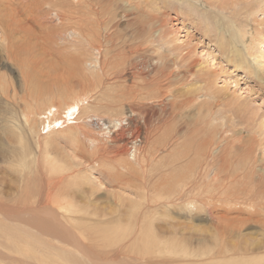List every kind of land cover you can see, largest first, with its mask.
Listing matches in <instances>:
<instances>
[{
    "label": "rangeland",
    "instance_id": "1",
    "mask_svg": "<svg viewBox=\"0 0 264 264\" xmlns=\"http://www.w3.org/2000/svg\"><path fill=\"white\" fill-rule=\"evenodd\" d=\"M162 1L132 0V4L138 8L143 7L140 10H144L147 3L158 4L161 9L158 11L161 13H158L162 20L161 25L167 32L166 38L162 39L157 29L152 36L149 34L139 36L140 33H137L141 29L139 21L142 20V24H146L143 20L144 14L130 8L131 3L122 2L119 13L115 11L110 15L111 26L108 31L117 34V41H113L114 45L104 39L107 33L103 28L99 30L102 35L100 40L96 37H94L95 40L87 37L88 42L81 41L86 37L84 34L87 31L80 30L81 17L79 13H75L74 9H70L75 5L72 0H69L67 4H54L50 14L46 12L47 5H43L41 11L34 0L10 2L11 6L14 2L15 4L13 9L6 13L14 12L18 17L20 16L19 19L26 28V32H20L17 28L8 32L5 31L4 26L0 25V204L2 202V207L9 205L8 207L12 209L24 206L36 208L38 204L36 205L35 201L45 197L51 185L58 184L50 191L53 200H76L74 203L77 211L78 208L89 211L87 213L89 215L86 216L92 219V222H79L81 241L86 244L88 239V243H95L96 248L116 245L114 242L117 239L112 238L114 231L120 229V235L126 233L130 231L135 221L133 212L137 210H132L131 204L126 200L138 202L141 198L137 193V191L141 192L140 186H148L152 191L153 185L161 179L163 181L164 176L171 175L170 172H164L163 176L156 164L164 156L170 158V151L163 152L162 137L164 138V132L170 131L174 118L178 116L172 111L174 108L172 98L175 95L179 96L183 102L187 103L188 100L191 102L181 110L184 121L188 123L190 137H187L190 144L198 145L202 139L210 137L216 142H221L213 149L218 151L221 147L224 149L229 140L238 149V152L232 149L229 153L236 159L233 164L234 169H238L237 165L245 159L246 152L258 159L257 168L264 167V73L260 70L264 68V57L260 56L261 53L264 54V44L258 47V51L256 50L258 56L255 54L251 57L248 52L251 37L256 36L261 39V35H264V25H257L264 20L262 19L264 0H211L213 7L209 6L210 2L207 0H179L180 4L178 0H170L173 6L184 10L189 8V11L195 10L196 17L202 16L208 19L211 31H216L215 33H208L197 26L198 18L195 19L196 21L189 19L186 14L181 13L183 9L176 10L168 4L170 7L165 10L161 5ZM81 2L87 5L84 6L82 3L85 8L84 16L88 18L85 28L92 27L96 30L90 1L82 0ZM153 4L147 8L149 9ZM69 10L73 11L70 25L66 24L70 28L65 26V33H59L58 37L53 35L57 39L52 45L54 47L56 44V48L50 49L55 51L51 55L45 51L46 45L49 44L47 39H50L48 32L51 27H57L60 30L57 18L65 15V12L68 13ZM52 12L57 15L54 16ZM68 14L67 17H70L71 12ZM145 26L148 29L159 27L156 23H147ZM244 30L247 31L244 32ZM261 31L262 34H259ZM14 32L18 33L13 34ZM136 34L138 39L135 41L133 38ZM78 35L80 39L77 38ZM222 38L226 42L224 45ZM86 45H91L93 48ZM15 46L19 47V50L13 54ZM176 46L186 48V51L191 53L192 58L189 61L194 63V71L200 75L198 74L197 77L193 72L191 75L193 80L185 83L184 80H180L184 77L181 76L184 73H178L180 75L177 77L178 80L176 77L171 78L172 82L162 80L156 88H150L155 76L154 68L161 63L166 65L167 62L174 65L171 60L177 58V53L174 51L170 53L169 48L176 49ZM83 48L94 51L93 55L89 53L88 56L89 60L90 57L93 59L91 58L87 65L93 67L87 66L89 70L86 86L81 84L82 80L79 79L73 67L75 59L84 52ZM122 49L128 55L125 53L126 56H122L120 52ZM56 50H59L60 54ZM95 51H100L101 54ZM234 51H237L239 55L235 56ZM120 53L121 56H119ZM121 57L127 61L124 68L113 69L106 66V61L121 62L123 60ZM36 59L45 63V66H51L55 73L53 74L51 70L45 72L49 76L52 74L48 78L47 75L42 76L31 70L33 73L31 75L35 79L32 80L27 76L30 74L28 71L30 69L24 66V62L27 60V64L28 60L36 61ZM97 60L103 66L105 65V71H102L99 66L96 67ZM142 61H149L150 65L142 67L140 65ZM130 62H135L136 65H131ZM41 64L38 67L44 66ZM177 64L176 67H185L182 63ZM38 67L33 66L35 69ZM138 71L144 74L139 76ZM56 72L58 75L62 72L58 79H54ZM202 73L206 76H204L205 79ZM139 77L145 78L138 80ZM138 81L148 85L147 88H141L139 84L137 86ZM82 89H85L84 94L86 93L87 98L84 103L82 101L81 103L84 106L87 105V109L83 111L81 109L83 114L75 124H71L74 122L72 114L68 117L71 121L68 120L59 127L55 126L62 121L55 124L50 122V126L48 121L43 123L38 113L51 101L59 102L64 107L63 101L72 102L74 98L79 97L78 93L82 92ZM137 89H145L140 91L143 96L139 95ZM26 114L29 117L28 122L24 118ZM32 115L35 117H30ZM85 115L99 116L96 117L98 123H85L83 120ZM117 118L124 119L122 124L125 125L122 127L117 125L116 129L112 120ZM108 123L113 125L109 133L104 128ZM126 123L129 124L126 125ZM136 137L143 143L138 156L132 159L128 153V146L132 139H138ZM148 146L151 147L150 150L147 149ZM54 162L55 165H52ZM124 165L134 167L131 173H134L135 179H132L133 175L130 176V171L122 169ZM145 199L141 198V200ZM40 211L37 210L36 213L39 215ZM217 214L219 211H213L212 215L208 211L199 212L197 216L204 221L188 217L178 218L179 215L174 214L166 223L154 226L162 227L164 231L171 225L175 226L174 221H178L181 224L177 227L187 228L184 232L187 236L198 237L203 232L209 238H213L212 217ZM104 215L114 219L101 221ZM260 226L261 223H253L242 231L244 245L254 251L257 244L264 246V229ZM105 235L107 239L102 242ZM0 241L11 242L4 241L1 237ZM83 243L80 245V250L88 251ZM21 249H15V252L13 245L7 244V247L0 249V257L7 256L6 254L15 259L25 257L26 259L23 260H27L30 264H51L48 259L52 261V264H69L67 260L63 261L61 255L54 250L51 252L59 257L48 251L45 252V248V250L43 248L41 250ZM65 249L72 250L70 247ZM257 254L253 253L251 254L254 255L253 259L243 261H246V264H255L262 257L264 258V251ZM80 257L77 258L80 259ZM54 259H57V262ZM0 264L7 263L0 260Z\"/></svg>",
    "mask_w": 264,
    "mask_h": 264
},
{
    "label": "bare ground",
    "instance_id": "2",
    "mask_svg": "<svg viewBox=\"0 0 264 264\" xmlns=\"http://www.w3.org/2000/svg\"><path fill=\"white\" fill-rule=\"evenodd\" d=\"M11 1H21V0H0V25L4 26L5 31L8 32L17 28L18 31L25 33L26 28H24V26L22 25V21L19 19L20 16L18 17L14 12L12 13L10 12L9 14L6 13L8 10L13 9L15 2L14 4H12L13 6H11L10 4ZM34 1L36 3V6L41 11L43 10V5H47L46 12L49 14H50V10L54 7V4L58 5L59 3H65V4L69 3V0H34ZM72 1L74 2L75 5L71 6L70 9L71 10L74 9L76 14L77 13L80 14L81 18L80 17L79 18L81 19L82 24H84V26L80 24L82 28L79 29L81 31H85V32L87 31V33L84 34L86 35V37H84L83 40H81L83 42L84 40L88 42L87 37H90L92 40L94 39V37H96L97 39L100 40V37L102 35L101 32H99V30L100 28H103V30L105 29L107 33L106 36H104V39H106L109 44L112 45L115 44L113 41L114 40L117 41V34L115 32L108 31V28L111 26L110 15L112 14V12L115 11L119 13V9L121 7L120 4L122 2H125L127 4L131 3L130 8H134L137 9L139 12H142L144 14L143 20L146 22V24L147 23L158 24L159 27L148 29L145 26L146 24H142V20H140L139 24L141 25V29L137 32L140 33L139 36H141L142 34H149V36L150 35L152 36L154 30L157 29L160 31L159 33L162 39L167 37V32H165V30L163 29L164 27L161 25L162 20L160 19V15L158 14L160 13L158 11L161 10L160 6L158 4H153V2L145 4L146 6L144 7L145 10L144 11V10H140V8L143 7L138 8L134 6L132 4L133 3L132 0H89L90 5L92 6L91 10L93 11V16L95 18L94 20L95 22L93 24H95L94 26H96V30H93L92 27L90 26L89 29L85 28V26L88 24V18L84 16L85 8L83 7V4L85 6L86 3L81 2L82 0H72ZM168 1L170 3H168L166 0H163L161 2V5L165 10L168 9V7L170 6L172 8H175L176 10L183 9L177 6L176 7L173 6L174 5L172 4L173 2L170 0ZM207 1L210 2V4L207 2L209 6L213 7L214 4L212 3V1L211 0H207ZM179 2L180 1L178 0V3ZM8 4L9 6H7ZM151 4H153L152 7H149L148 9L147 6ZM188 9L189 8H187V10L183 9L184 12L181 11V13L186 14L188 18L192 20L198 18L196 22L197 26H199L202 29H205L208 33L216 32V31H211L212 28H210V22L208 21V19H205L202 16L196 17L194 15L196 11L195 10L193 11L191 8H190L191 11H189ZM71 10L68 11V13L71 12L70 17H67L69 14L66 12L65 15L58 16L57 22L60 24V30H58L57 27L50 28L48 32V36L50 37V39H47L49 44L46 45L45 47V51L47 53L52 55L55 52V51L54 52L51 51L50 49L53 50V48L54 49L56 48L55 47L56 44L54 45V47L52 46L54 42L56 43L55 41L57 39L56 37H58L59 33L64 32V28L65 26H67L66 25L67 23H69L70 25L69 21L72 19V14H73V11ZM155 11L157 13H155ZM51 14H53V12ZM53 15L56 16L57 13H54ZM163 15H165V13H163ZM90 19L91 18H89V20ZM262 19H264V17ZM257 25L259 26L264 25V20L258 22ZM67 27L70 28V26ZM245 31L247 30H244V32ZM16 33L18 32H14L13 34ZM74 34L76 33L74 32ZM259 34H262V31L259 32ZM53 35L56 37H54ZM137 36L138 35L136 34L133 40L136 41L138 39ZM79 37L80 35H78L77 38ZM225 43H226L225 40L222 41L223 45ZM262 44H264V35H261V39L256 36L251 37V42L249 44V49H248L249 55L251 57L255 56V54L256 56H258L256 50L258 51V47ZM88 46L90 47L91 45H86V47ZM100 46L101 44L99 45V47ZM91 47L93 48V46ZM176 47H177L176 49L169 48L170 53H172L173 51L177 53L176 55L177 58L175 57L174 60H171L174 65H171L169 62H167L166 65H164L165 63H161L160 66L154 68V70L156 71H154L155 76L152 79L153 82L151 83L150 88H156L157 84L162 80L164 81L167 80L169 82H172L171 78L174 79V77L176 78L178 76L180 77L179 74L182 73L184 74L181 76L184 77H181L180 80H184L185 83L186 82L189 83L193 80L191 78L193 72L195 75H197V77L198 74L200 75V73L194 71L195 70L194 63L189 61V59L191 60L192 58L191 53L189 51H186V48H182L180 46L179 47L176 46ZM83 49L82 51H84L85 54L88 53L86 54L87 56L84 54V52H81V55H79L75 59V64L73 66L75 68L74 70H76V73L79 75V79L82 80L81 81L82 85L86 83L87 74L89 70L87 68L88 66L87 64H89L88 62L91 61L92 58L90 57L89 60L88 57L89 53H91L92 55L94 53L93 49L92 51L89 50L88 48H83ZM17 50H19V47L15 46V50L13 51V54H15ZM101 50L102 49H100V51ZM100 51L98 52L100 53ZM59 52L60 51L58 50L57 53L60 54ZM120 52L122 53V56H126L124 55L125 53L127 54V52L124 49H122V51ZM121 53L119 54V56H121ZM234 53L235 56L239 55L237 51H234ZM260 56L264 57V54L261 53ZM121 60H122L121 62L114 63L113 61L112 62L109 61L110 63H108L106 61L105 63L107 67L109 66L110 68L113 69L124 68L127 65V61L124 59V57H121ZM45 61L46 60H44V62ZM26 62L27 60L24 62V66L27 69H30L28 70L30 74H27V76L30 77L32 80L35 79L31 75L33 74L31 70L35 71L36 73H40L42 76L47 75L48 78H50L52 74L49 76L48 73L46 74L45 72L51 70L52 73L53 72L55 73V70L51 66L49 65L45 66L44 65L45 63H42L41 61H37V59L36 61L28 60L27 64ZM157 62L154 64L156 65ZM41 63L44 66L38 67V65H40ZM177 63L180 64L182 63L183 65H185V67L184 68L176 67V65H178ZM130 64L136 65L135 62L133 63L130 62ZM147 64H149V61H142L140 65H142L143 67ZM95 65L96 67L99 66L102 71H105V65L103 66L100 63V61L97 60L95 62ZM33 66L38 68L35 69L33 68ZM172 66H174L173 69ZM133 67L136 68L135 66ZM180 69H185V70L181 72L179 71ZM260 70L262 73H264V68L262 69L260 68ZM142 71H138L139 76L144 74ZM186 73H189L190 75L189 74L187 75ZM59 75L56 72V75H54V79H58ZM135 75L133 76L134 79H135ZM204 76L205 75L202 73V77ZM144 78L145 77L143 78L139 77L138 80H144ZM178 79L179 78H177V80ZM136 83L137 86L139 84L141 88H147L146 86H148L142 84L140 81ZM86 85L87 84H85V86ZM137 90H139V95H142L140 94L141 93L140 91L145 89L142 90L137 89ZM84 92L85 89H82V92L78 93L79 97L74 98L72 102L67 103V101H63L64 107H62L59 102L51 101L41 112L38 113L39 116L42 118L43 123L45 124V121L46 122L48 121V126H50V122L55 124L58 123L59 121H62L61 123L64 125L65 122L67 121L66 119L71 121V119H69L68 117H70V114H72L74 116V119H72L74 122L71 124H75L80 119V116L83 114L82 111L87 109V105L84 106L81 103V101L84 103L85 102L84 100H86L87 98L85 96L86 93L84 94ZM172 99L171 100L174 101V108L172 111H174V115L177 114L178 116L174 118L173 121L174 123L173 125H171L170 131H168L169 130L168 129L167 130L168 132H164L163 134L164 138L162 137L163 152L170 151V158L164 156L165 158L163 157L162 160L160 159V161H158L156 164V167L158 170L161 171V174L162 173L164 174V172L165 173L170 172L171 175L164 176L162 174L164 176L163 181L161 179L159 182L153 185L152 191H150L148 186H143V185L140 186L139 190L141 192L137 191V193H139L138 195L142 199L146 198L145 200H141V198L138 202L133 200H126L129 201V203L131 204L132 210H137L136 212L132 211L134 213L133 215H135V221L133 220L135 224L133 222L130 231L123 233L121 235H120V229L114 231L115 236L112 235V238L115 237L117 239V241L114 242V244L116 245L107 246V247L101 246L96 248L94 246L95 243L92 242L88 243V239H86L87 241L86 244L83 243L81 241L82 234L80 233L81 228L79 222L81 221H86L89 223L92 222V219L86 216L89 215L87 214L89 213V211H84L83 208L82 209L78 208L77 211L76 205L74 203V201L76 200H62V199L53 200L51 198L52 193L50 191L52 188L54 189L58 184H53L55 186L53 185L50 186L49 184L50 187L48 188L49 191L48 192L46 191L47 192L46 196L42 197L41 200L35 201L36 205L38 204L36 208L34 207L31 208L30 206H28L31 208L30 209L27 208V206L26 207L24 206L23 208L15 207L16 209H12L8 207L9 205L7 207L6 205H4L5 207L4 206L2 207V202H1L0 237L3 238L4 241L9 240V242L10 241L11 242L4 243L3 241H0V249H4L5 247H7L8 244V245H13L14 251L15 249L19 250L21 248H23V250L24 249L37 250V248L38 250H41V248H43V250L46 249L45 252L48 251L52 253L51 251L54 250L58 253V255H61L63 261L67 260L69 264H246V261L243 260L249 258L253 259L254 255L251 254L255 253L256 255H258L257 254L258 252L264 251V246H261L260 244L256 245L255 251L249 249L247 246L244 245V240L242 237V231L248 228V226L252 225L253 223H261V226H263L264 229V167L257 168L259 162L258 159L253 158V156L250 153L246 152L245 159H243L237 165L238 169H234L233 164L236 161V159L232 158L229 155V153L232 149L234 150L236 149L238 152V149L237 146L233 145L229 140L225 144L224 149L221 147L220 150L218 151H215L213 149L216 147V145L220 144L221 142H216L214 138L209 137V139H202L200 143L197 142L198 145L195 143L190 144L189 143L190 140H188V137H190L189 128L187 127L188 123L184 121L185 119L184 116L182 115L183 113L181 110L183 107H185L191 102L189 100L187 103L185 101L183 102L181 98L176 95ZM28 114L24 116L27 122L29 121ZM30 117H35V115H32ZM96 117L94 115H85L83 117V120L85 123L88 124L93 120H97ZM124 121H125L124 119L117 118L112 120V124H114V127H116L117 125L118 127H122L123 126L122 123ZM128 124L129 123H126V125ZM157 128H155V130ZM131 141L132 142L130 145L132 147L128 149V153L129 156H131L130 158L134 159L138 156L143 142L139 138L134 140L132 139ZM134 141L135 143H133ZM148 148L149 146L147 147V149ZM149 150L146 151L149 152ZM166 157L168 159H166ZM52 165H55V162ZM133 168L134 167L129 165L122 166V169H124V171L127 170L130 171V173L133 172L131 171V169ZM155 171L156 170L154 169V172ZM133 174L134 173H131L130 176H132ZM118 175L120 176V174ZM133 177L134 178L132 179H135L134 175ZM137 179L139 180V178ZM149 192L151 193L149 194ZM37 210H41L39 215L36 213ZM201 211H208L210 215L213 214V211H219V214L214 215L212 217L214 221L212 225L214 232L213 238H209V236H207L206 233L203 232L198 237L187 236L184 233L186 231L185 229L187 228H185V226L183 228L177 227L178 224H181V222L178 221H174L175 226L171 225L164 231L162 227L157 228L154 226V225L166 223L170 219V217L174 214L179 215L178 218L188 217L189 219H198L200 221H204L202 220V218H199V216H197V214ZM27 213L30 214L28 215ZM166 213L169 214L167 215ZM110 219L113 220L114 218L104 215L101 221L105 222ZM193 227L194 226L192 225V228ZM106 239L107 236L105 235V237L102 238V242ZM95 241H97V239H95ZM81 243L85 245L88 251L80 250ZM103 246L105 245L103 244ZM67 247L72 248V250L65 249ZM41 254L45 255V253H41ZM6 255L7 256L2 255L0 257V260L4 263L30 264V262L28 263L27 260H23L26 259L25 257L22 258L21 256L22 259H18V258L15 259L12 258V256H9L8 254ZM78 256H81L80 259L77 258ZM48 260L52 264V261H50V259ZM54 260H56L57 262V259ZM255 264H264V258L262 257V259Z\"/></svg>",
    "mask_w": 264,
    "mask_h": 264
},
{
    "label": "built area",
    "instance_id": "3",
    "mask_svg": "<svg viewBox=\"0 0 264 264\" xmlns=\"http://www.w3.org/2000/svg\"><path fill=\"white\" fill-rule=\"evenodd\" d=\"M96 121H97V120H93L92 122H94V123L97 124L98 121H97V122H96ZM123 125H125V124H123ZM111 128H112V124H111V123H110V124L108 123V125H105V129H106V130L109 131V130H111ZM133 143H135V141H134ZM130 146H131V145L129 144V149H130Z\"/></svg>",
    "mask_w": 264,
    "mask_h": 264
}]
</instances>
